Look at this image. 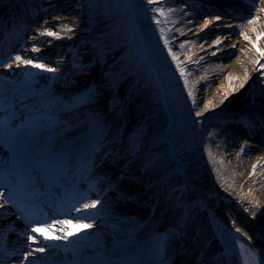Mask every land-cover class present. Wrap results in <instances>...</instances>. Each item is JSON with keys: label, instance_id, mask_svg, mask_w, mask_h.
Here are the masks:
<instances>
[{"label": "bare ground", "instance_id": "6f19581e", "mask_svg": "<svg viewBox=\"0 0 264 264\" xmlns=\"http://www.w3.org/2000/svg\"><path fill=\"white\" fill-rule=\"evenodd\" d=\"M167 1L0 0V56L17 39L7 34L18 31L22 37L30 23L26 40L55 47L60 65L41 64L38 71L33 62L20 59L15 67L18 60L8 59L0 70V80L8 83L6 99L23 105L31 91L62 93L41 99L42 106L58 110L82 88L98 86L94 100H85L86 110L64 109L60 117H19L2 108L0 152L7 162L0 170L57 172L65 160L80 159L92 163L93 176L102 175L105 183L114 182L118 169L128 171L134 186L89 203L96 207L86 208L83 219L41 228L38 235L51 242L41 256L34 247L41 242L32 233L21 244L9 243L26 245L29 261L141 264L150 239L163 234L169 264H238L220 246L223 229L245 239L264 260V0L254 1L261 17L225 21L213 30L216 20L204 22V16L217 10L219 0H172L174 6ZM66 9L76 19L63 25L38 19L67 20ZM101 66H109L116 92L100 78ZM92 106L112 110L111 126L95 129L94 136L84 128ZM119 157L128 164L116 162ZM125 211L128 216L98 220L95 227L85 219ZM18 228L0 201V251Z\"/></svg>", "mask_w": 264, "mask_h": 264}, {"label": "rangeland", "instance_id": "374dc122", "mask_svg": "<svg viewBox=\"0 0 264 264\" xmlns=\"http://www.w3.org/2000/svg\"><path fill=\"white\" fill-rule=\"evenodd\" d=\"M256 0H219L218 2H214L217 10H213L211 12L210 15L204 16V22H210V20H216V23H212L213 27L211 28V30H213V28L215 29V27H217L219 23L228 21L227 23L234 25L236 21H249L258 17H261L263 14L261 12H259L257 14V10H259V7L255 4ZM223 2V3H222ZM167 4L170 6H174L175 3L172 2V0H168ZM237 4V8L234 7V5ZM239 5V6H238ZM232 6V7H230ZM234 7V8H233ZM229 9V11H227L226 9ZM232 8V9H231ZM235 9V10H234ZM61 14V13H59ZM63 16H67V20H61L60 22H55L52 19H50L49 15H43L41 17H38L39 20L42 21H52L55 24H59V25H63L64 23H68L71 20H74L76 18H74V15L69 12L68 9H66L65 12L62 13ZM217 17H219V19H217ZM85 21L91 25V19H87L85 18ZM215 31V30H214ZM88 42L91 41L93 42V39L90 37V35L88 36ZM25 45L23 48H19V51H15L14 53H12V59H16L17 56H20L21 59H25V60H31V62L34 63V65H48L52 68H59L60 65L58 63H56V59H57V55L55 54V47L53 48V46L49 45V46H38L34 45L33 43L28 42V40L24 41ZM41 48L45 47L46 50H44L43 52H36L34 50V48ZM53 51V52H52ZM21 62V60H18L15 62V67H18V63ZM8 64V62L4 61V59L0 60V70H3L6 68V65ZM99 64V63H98ZM97 63H95L94 65L97 66ZM104 65V64H103ZM89 65H85L82 67V69L84 70H89ZM100 67V65H99ZM38 71H40L41 68H38ZM11 70V69H10ZM109 76V77H108ZM100 78L103 79L104 81H106L107 85L110 84L111 86H109V88L111 90H113V92L117 91L118 88V83L115 84L114 80L111 77V73H110V68L109 66H107L105 68V66H101L100 69ZM0 87L7 89L8 87V83L6 82H2V80H0ZM98 89L97 85H89L86 88H82L81 92H78L77 96L75 97L74 100L71 101H66L64 99V104L63 106L60 107V109L56 110L54 108H47L44 104L43 106L41 105L42 102V98H44L46 100V98H50L51 97H58L61 98L62 93H56V92H49L48 94L46 93L45 95H42V93L39 92H32V94H28L29 97L27 98L28 100L22 102L23 105H21V101L18 102V104H16V101H12L11 106H9L10 109H12V112L14 115L19 116V117H23V116H33L35 113L37 115L40 116H45V117H60V116H64L63 110L67 109L68 111L70 109H72L73 111L75 110H86L85 106L83 105L85 100H89L92 101L94 100V93L96 94ZM22 92H25V88L20 89ZM2 93V94H1ZM20 91L18 90L19 94ZM47 95V96H46ZM5 96V95H4ZM3 96V92H0V108L4 105H7L5 103V97ZM66 97V96H65ZM64 97V98H65ZM77 99V100H76ZM48 100V101H49ZM29 101V102H28ZM28 102V103H27ZM45 102V101H44ZM79 102V103H78ZM82 103V104H81ZM83 105V106H82ZM44 106L46 108H44ZM67 106V107H66ZM94 112H86V116L85 118L87 119V121L90 123V125H85L84 128L85 130L88 129V131H86L85 133L87 134L89 132V134L91 136H94L96 134H94V130L95 129H99V128H105L106 126H111L110 123H112L111 120V114H112V110H108V111H101L99 108H96L95 106H92ZM110 108H113V106H110ZM63 112V113H62ZM39 118H33L34 122H38ZM110 121V122H109ZM113 121V120H112ZM108 126V127H109ZM111 128V127H110ZM93 129V131H91ZM93 133V134H91ZM240 142H242L243 144H249V145H253L256 146V144H254L252 142L251 139H241ZM101 144L103 146H108L109 143L106 140H102ZM23 148V147H22ZM21 149V148H20ZM7 159V155L6 152L1 151L0 152V165H2V163H4ZM125 159H123L122 157H119V160L116 162H124ZM115 162V163H116ZM125 165L128 164V162H124ZM119 170V169H118ZM116 171V178L114 180V182L108 186L107 191L105 192V194L111 195V194H121L123 189H133L134 186L131 184L133 178H132V174L128 171H124V170H119ZM107 196H105L107 198ZM129 211L128 212H120L118 213L116 216L110 218L109 216H101L100 219H93L91 222L93 223L94 227L95 226H99L97 224H94V222L96 221H109L112 219H119L120 217H124V216H128L129 215ZM133 213V212H132Z\"/></svg>", "mask_w": 264, "mask_h": 264}, {"label": "snow or ice", "instance_id": "6c2138e0", "mask_svg": "<svg viewBox=\"0 0 264 264\" xmlns=\"http://www.w3.org/2000/svg\"><path fill=\"white\" fill-rule=\"evenodd\" d=\"M148 2L149 3H153L154 2V0H148ZM157 2H158V0H157ZM153 11H155V9H153ZM217 19H219V17H217ZM251 22V21H250ZM47 35H49V36H53V35H55V33H53V32H47L46 33ZM246 40L248 39V37H244ZM217 43H219V42H217ZM260 55H261V57H264V51H261L260 52ZM21 58H20V56H17L16 57V60H20ZM24 63L25 64H31L32 62H31V60H25L24 61ZM35 67H42L41 65H34ZM261 67L262 68H264V65H261ZM49 71H52V69H48ZM84 207L85 208H89V207H92V208H95L96 207V203H93V204H91V205H88V204H85L84 205ZM84 227L85 228H90V227H92V225H84ZM237 231H240V229L239 228H237ZM32 232H34V233H39L40 232V229L39 228H37V227H33L32 228ZM48 237H45V239H47ZM29 239L30 240H32L33 242H36V238L35 237H32V236H29ZM36 251H44V249L43 248H37L36 249ZM25 259H27V257H25Z\"/></svg>", "mask_w": 264, "mask_h": 264}]
</instances>
